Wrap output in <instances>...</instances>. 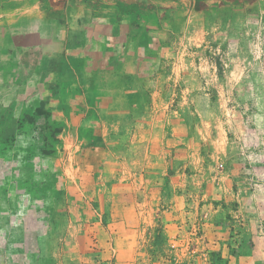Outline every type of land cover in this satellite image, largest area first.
<instances>
[{
    "label": "rangeland",
    "instance_id": "1",
    "mask_svg": "<svg viewBox=\"0 0 264 264\" xmlns=\"http://www.w3.org/2000/svg\"><path fill=\"white\" fill-rule=\"evenodd\" d=\"M13 1L6 76L47 56L70 86L94 69L123 87L92 107L69 97L61 122L50 75L18 91L0 67V264H264V0L0 12ZM46 2L62 14H35Z\"/></svg>",
    "mask_w": 264,
    "mask_h": 264
},
{
    "label": "crops",
    "instance_id": "2",
    "mask_svg": "<svg viewBox=\"0 0 264 264\" xmlns=\"http://www.w3.org/2000/svg\"><path fill=\"white\" fill-rule=\"evenodd\" d=\"M46 7L44 10H38L35 14H62L60 11L50 10L48 5L49 3L46 2ZM22 6V2H12L10 7L7 10H2L0 14H19L16 12ZM50 17H47L46 20H50ZM44 20V21H46ZM43 21V22H44ZM60 26V23L53 25V23L47 22V27L45 28V32L47 35L50 36V43L57 50L60 49L62 46L63 38L54 37V34H59L56 30ZM58 41L60 42L58 44ZM3 46V45H2ZM1 47V46H0ZM51 51V50H49ZM5 52L0 48V67L3 69L4 79L6 78V82L8 85L11 83L13 84L14 89H18V91L24 90V88L29 84V81L38 80L42 81L41 77L43 75H50L51 79L45 78L43 81L42 87L44 92V96L48 95V97H52V94L58 93L57 96L54 95V106L60 107V110L54 113V115H61L59 116V120L63 122L65 120L66 112L63 110L65 108L62 107L64 101L68 100L69 97L71 98H78L82 97L86 100L87 104L92 107L96 104L102 103L103 100L111 97H117V95L121 92L123 87V79L119 72H114L115 77H112L111 74H97L94 69H84L81 72V76L79 75L74 84L76 86H70L63 81V69L60 65L56 64V61L53 60L51 57H47L39 60L40 62L31 63L29 62L28 65L22 67L19 66L21 64H16L13 66L15 69L12 71L13 75L6 76L10 74V66L6 64L2 59L5 57ZM21 62V61H20ZM17 63V62H16ZM19 63V62H18ZM21 67V70L19 69ZM24 68V69H23ZM19 69V72H16ZM16 72V73H15ZM25 78H28L26 80ZM39 78V79H38ZM73 91V93H72ZM65 105V104H64ZM57 119V118H56ZM1 212V211H0ZM5 222L4 213L1 212L0 214V232L4 231L3 224ZM19 223V221H18ZM17 220L12 218V229H15L17 226Z\"/></svg>",
    "mask_w": 264,
    "mask_h": 264
}]
</instances>
